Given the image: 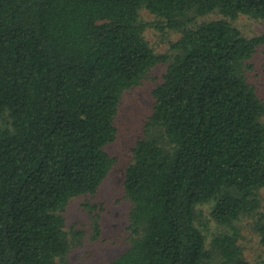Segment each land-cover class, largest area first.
I'll return each instance as SVG.
<instances>
[{"label": "trees", "instance_id": "16d2710c", "mask_svg": "<svg viewBox=\"0 0 264 264\" xmlns=\"http://www.w3.org/2000/svg\"><path fill=\"white\" fill-rule=\"evenodd\" d=\"M241 16L264 20V0H0V264L68 263L65 213L115 167L122 100L160 64L124 182L131 245L109 264H254L239 240L248 218L264 244V100L248 75L264 35ZM151 27L180 38L160 53ZM209 203L231 230L211 242Z\"/></svg>", "mask_w": 264, "mask_h": 264}, {"label": "rangeland", "instance_id": "374dc122", "mask_svg": "<svg viewBox=\"0 0 264 264\" xmlns=\"http://www.w3.org/2000/svg\"><path fill=\"white\" fill-rule=\"evenodd\" d=\"M220 17L217 14L209 18ZM142 19L149 23L158 21L146 9L142 12ZM234 24L247 37L264 35V20L241 16ZM146 37L162 53L169 50L170 41L179 39L180 34L162 32L151 27L146 31ZM253 65L248 73L249 79L264 100V46L253 59ZM165 69V65H158L149 79L125 94L117 120L119 134L116 141L108 147L109 153L117 159L115 167L95 195L78 197L70 203L65 213L66 229L71 233H78V236L77 239L72 237L74 248L67 264H109L130 247L132 233L129 219L132 203L126 197L124 189L126 171L133 161L132 149L144 134V127L152 114L155 104L153 88L161 81ZM4 124L5 119L0 117V129L4 128ZM261 198L264 205V189L261 191ZM87 205L93 208H88ZM212 208L213 203L199 207V223L207 233L209 242L215 236L231 231L214 220ZM253 223L248 218L240 223L242 230L239 242L244 247L248 260L254 264H264V244Z\"/></svg>", "mask_w": 264, "mask_h": 264}]
</instances>
